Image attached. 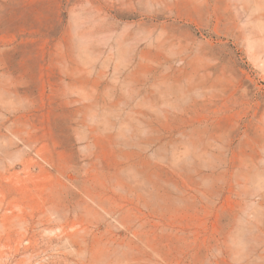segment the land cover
I'll use <instances>...</instances> for the list:
<instances>
[{
    "label": "rangeland",
    "instance_id": "rangeland-1",
    "mask_svg": "<svg viewBox=\"0 0 264 264\" xmlns=\"http://www.w3.org/2000/svg\"><path fill=\"white\" fill-rule=\"evenodd\" d=\"M0 264H264V0H0Z\"/></svg>",
    "mask_w": 264,
    "mask_h": 264
}]
</instances>
